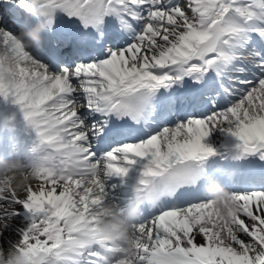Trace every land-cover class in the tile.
Listing matches in <instances>:
<instances>
[{
	"label": "snow or ice",
	"instance_id": "snow-or-ice-1",
	"mask_svg": "<svg viewBox=\"0 0 264 264\" xmlns=\"http://www.w3.org/2000/svg\"><path fill=\"white\" fill-rule=\"evenodd\" d=\"M35 6L47 26L27 47ZM4 59L16 69L0 98L35 142L23 157L0 145L32 176L20 191L0 177V250L23 264H264V0H0ZM137 164L118 202L106 181ZM209 184L235 202L222 227ZM132 197L146 203L129 255L99 225Z\"/></svg>",
	"mask_w": 264,
	"mask_h": 264
},
{
	"label": "clouds",
	"instance_id": "clouds-1",
	"mask_svg": "<svg viewBox=\"0 0 264 264\" xmlns=\"http://www.w3.org/2000/svg\"><path fill=\"white\" fill-rule=\"evenodd\" d=\"M3 70L0 75L6 78L15 74V63L11 59L2 61ZM25 67H34L33 65H25ZM0 177L11 178L14 182L12 188L17 191L22 190L32 181L31 174L25 173L20 161L5 162L0 160ZM7 183H0V190L8 188ZM212 200L215 214L220 218L217 222L218 227H222L221 221H226L235 213V202L230 195L224 191L212 190L209 197ZM146 203L144 198L132 197L121 215L113 204L104 206V218L99 225V234L102 239L109 241L112 246L121 248L122 251L132 255L134 244L129 243L133 222L138 219L142 205ZM0 264H23L22 258L18 253L10 248L0 250Z\"/></svg>",
	"mask_w": 264,
	"mask_h": 264
},
{
	"label": "bare ground",
	"instance_id": "bare-ground-1",
	"mask_svg": "<svg viewBox=\"0 0 264 264\" xmlns=\"http://www.w3.org/2000/svg\"><path fill=\"white\" fill-rule=\"evenodd\" d=\"M30 30H31V29H30ZM30 30H29V31H30ZM3 107H5V108L8 109L9 105H8L7 103H4V102H3ZM7 113H12V115H17V111H11V112H7ZM19 114L22 115L20 112H19ZM213 135L215 136L216 134L214 133ZM210 142L213 144L214 147H216V148H219V147H220L218 141H210ZM139 168H140V165H139V164L135 165L134 172H129L127 176L132 175V176H136V178H138V176H139ZM131 169H132V168H131ZM134 183H135V181H134L133 179H131V180H129V182H128V184H127L129 187H131V190H132L133 187L135 186ZM207 194H208V193H207ZM4 248H5V249L7 248V245H6V244L4 245Z\"/></svg>",
	"mask_w": 264,
	"mask_h": 264
}]
</instances>
